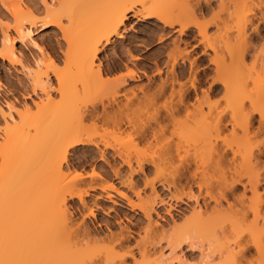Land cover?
Segmentation results:
<instances>
[{
    "label": "bare ground",
    "instance_id": "obj_1",
    "mask_svg": "<svg viewBox=\"0 0 264 264\" xmlns=\"http://www.w3.org/2000/svg\"><path fill=\"white\" fill-rule=\"evenodd\" d=\"M0 2L11 19L0 58L17 61L27 78L17 101L23 112L0 105V264H189L183 242L208 259L230 240L247 264H264V141L237 150L227 143L237 131L264 133V42L252 49L246 33L264 0L236 1L234 29L226 27L233 36L218 13L199 22L208 0H40V14L22 0ZM132 18L154 19L157 34L126 45ZM36 22L60 32L63 69L51 57L43 70L41 61L17 58L9 25L42 52L31 37ZM169 31L164 57L139 66L130 48L146 52L153 38L165 44ZM194 47L211 52L210 73L200 71ZM186 65L190 84L179 80ZM123 133L134 156L117 145ZM205 155L222 170L215 194L203 193L209 188L196 171ZM75 161L87 167L76 171ZM159 163L172 178L158 174ZM179 185L188 194L172 202ZM229 197L238 202L234 214L224 208ZM190 199L188 216L172 212Z\"/></svg>",
    "mask_w": 264,
    "mask_h": 264
},
{
    "label": "rangeland",
    "instance_id": "obj_2",
    "mask_svg": "<svg viewBox=\"0 0 264 264\" xmlns=\"http://www.w3.org/2000/svg\"><path fill=\"white\" fill-rule=\"evenodd\" d=\"M24 2H26V4H28L31 8H33L35 10V12L37 14H40L41 8H42V4L40 2V0H22ZM223 1V0H222ZM236 1L238 0H224L223 3L221 4L220 2H218V0H208V2L206 3L208 8H205L204 11V17L202 16H198L199 18V22H202L203 20L206 21H213V19H215L214 15L216 16L215 13H218L216 17L217 20H224L226 25L225 28L227 26L232 25L234 22L233 21V17L234 15H236L235 9L233 8H237L234 7L236 5ZM235 2V4H233ZM257 2V1H256ZM255 1L254 3L257 4ZM263 4V5H262ZM257 6V5H256ZM256 6H252V13L250 12V23L247 25L246 28V33L249 37H252L251 39H253V41L249 42V47L250 45L252 46L251 48L253 49V46H258V49H260L261 46H263L264 44H262L264 42V3H261V5L256 7ZM212 10H211V9ZM261 8V10H260ZM263 9V10H262ZM213 11V12H212ZM261 11V12H260ZM206 12V13H205ZM212 12V13H211ZM215 12V13H214ZM229 12V13H228ZM230 17L228 16V14H232ZM235 13V14H234ZM213 14V15H211ZM207 15V16H206ZM201 17V18H200ZM212 17H214L212 19ZM233 17V18H231ZM209 18H211L212 20H210ZM232 22H231V19ZM197 19V20H198ZM154 19H147L145 21H138L135 20L134 18H132L130 27L125 28L123 30V42L126 45L129 46H137L138 42L144 37V36H150V35H156L157 34V30H155L154 28V23H153ZM202 20V21H201ZM221 20V21H222ZM11 19L10 16L8 14V12L6 11V8L4 7L3 4H1L0 2V37L2 35V30L4 29L3 26L6 23L10 24ZM250 25V26H249ZM213 28L214 25L211 24ZM9 33L10 35H12L11 37L12 39V44L13 47L15 49V53L17 55V58H19L21 61L23 60V62H27L28 64H31L33 66V62L38 60L41 61V65H40V69H44V63H46L49 59V57H51L53 59L54 62L53 66L56 67L57 69H63L64 68V64L61 61V57H62V50H63V46H64V41L60 35V32L57 30V28L53 25H49V26H45V27H41L39 22H36V26L33 28L31 37L41 46L40 51L39 52L37 50H35V47H33L32 43L30 42L31 40L29 39L28 36L26 35H18L15 31L12 30V28H10L9 25ZM231 29L233 28V25L230 26ZM214 29V28H213ZM227 29V28H226ZM228 30V34L230 36H233L234 34H236V32L234 30ZM152 31V32H151ZM225 31V29H224ZM234 32V34H233ZM153 33V34H152ZM170 33V34H169ZM167 35H165V44L163 43L162 45H160V43L155 42L156 40L151 37L152 42L148 45L149 49L145 52V49H143L144 47H141V51L140 50H135L133 47L130 48V52L132 55H134L133 57H138L141 61L139 66H150L148 62H151L154 58L159 57L162 58L165 55V51H167L170 47V42H171V37L172 33L166 32ZM232 34V35H231ZM140 38V39H139ZM138 41V42H137ZM254 42V43H253ZM137 45H134L136 44ZM253 43V44H251ZM168 44V46H167ZM262 44V45H261ZM261 45V46H260ZM185 47H187V49H190L189 45H186ZM251 48H248L251 50ZM255 48V47H254ZM250 50H248V54L246 53L245 55V60L247 63H250L252 61H249L252 58L253 55H249V54H254V50H252L250 52ZM207 53H211L208 49L206 50ZM256 51H258L256 49ZM255 51V52H256ZM196 52V53H195ZM195 53V54H194ZM205 55V53H200L197 47H194L191 50V54L194 56H196V63L199 65V69L200 71L203 70L204 73H210L211 70V64L209 63L208 59V55ZM197 54V55H196ZM252 56V57H250ZM249 57V58H248ZM121 58V59H120ZM120 58H115V62L119 65L122 66V61H125V58L123 56H120ZM251 58V59H250ZM18 59V60H19ZM144 68V67H142ZM147 69V68H146ZM235 70V69H234ZM231 71V70H230ZM149 72V70H148ZM233 72V71H232ZM185 75L180 77V81H185L188 84H190L191 82V78L189 80L186 81L187 76H189L188 74V67L186 65L185 67ZM185 77V78H184ZM201 82L204 81L205 83V79L202 80L200 79L201 77H198ZM26 75L23 71H21L20 66L18 64L17 61L14 62H8V60L6 59H2L0 58V105L2 107H4V109H6L5 105L8 103H12L15 104L12 109H13V115L15 117H17V115H15L16 112H23V109L20 108V105L17 103L18 100H20L19 96L21 95L20 93H22L25 88L24 86L27 85V80H26ZM143 79V77H142ZM184 82V83H185ZM197 82V80H196ZM199 82V81H198ZM197 82V84H198ZM26 83V84H25ZM26 87V86H25ZM24 89V90H23ZM217 96V95H215ZM160 102V101H159ZM18 106V107H17ZM15 107V108H14ZM34 110V109H32ZM17 114V113H16ZM17 119V118H16ZM16 121V120H15ZM14 121V122H15ZM0 124H1V120H0ZM237 135L236 136H230L227 140L228 145L230 146V148L232 149H239L241 148V146L248 140V142L250 144H254V143H259L264 141V133L261 134H256L253 135L252 133L245 135L240 131H237ZM126 133H123L120 135H117V145L118 146H125L126 148H128L129 151H131V154L134 156V143L130 140H128V136ZM116 139V140H117ZM154 143H152V145H150V153L151 151L154 152L155 154L159 153L160 151V143H156L155 141H153ZM122 144V145H120ZM157 144V146H156ZM159 145V147H158ZM122 146V147H123ZM141 146V145H140ZM139 146V147H140ZM156 147V148H155ZM141 148H143L141 146ZM159 151H158V149ZM152 153V154H154ZM238 156V155H237ZM73 158V157H72ZM204 159L200 160L198 167L196 168L197 174L199 177L203 178V183L205 185H208L209 190L205 191V189H203V193L208 192L209 194H215L216 193V189H215V184L216 182L220 179L221 174H222V170H216L212 167L211 164V159L208 158L207 155L203 156ZM236 160L239 161V157H236ZM76 163V171H81V169L83 167H87V163L85 161H83L81 164L82 166H78L77 162ZM159 168V175L160 176H168L172 178V172L170 171L172 168L164 165L161 163H159L158 165ZM195 168V167H193ZM158 169V167H157ZM233 169H227L224 168V171L226 173V175H229V172L232 171ZM223 171V172H224ZM171 172V173H169ZM203 173H205V178L203 177ZM169 174H171L169 176ZM153 174L150 175V177ZM223 175V174H222ZM170 179V178H169ZM193 191L195 194H197V189L193 187ZM240 191V189L238 190ZM188 188L185 186H177L175 189H172L169 193H168V197L172 200V202H174V198L177 196H182L185 197L188 193ZM228 201L231 203V208L228 209L226 207L225 210L229 211V213H233L236 211V209L238 208V202L235 201V199L233 197H229ZM187 204H182L180 203L179 206H175L178 210H175L174 208H171L173 213H179L181 215V213L183 214H187L186 216H188V211L187 208L191 205V199L187 200L186 202ZM188 206V207H187ZM179 207V208H178ZM183 209V210H182ZM123 212V217L127 218V219H131L134 220V214L130 211H128L127 209H121ZM125 212V213H124ZM102 215L101 211L96 212V216L99 217ZM185 216V217H186ZM246 218L247 220H250L252 218L251 214H249V212L246 214ZM180 219V218H179ZM178 219V220H179ZM126 220V219H125ZM181 249L183 251V253L185 254L187 260L186 262H188L189 264H204V262H210L212 264H247L249 257H247V255H240L238 253V248L237 246H235L233 243H231V240L228 244H224L222 246H216V250L212 253V256L208 259H206L205 257H202L200 254L201 252V246L197 245V244H192L187 245V243L184 244V242L181 244ZM228 252H231L233 254H235L236 258H230L232 257V255L229 257Z\"/></svg>",
    "mask_w": 264,
    "mask_h": 264
}]
</instances>
